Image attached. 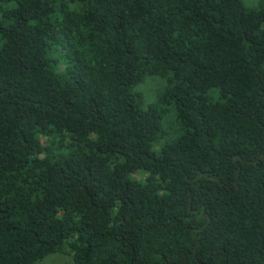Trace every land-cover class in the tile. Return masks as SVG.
<instances>
[{
  "label": "trees",
  "instance_id": "trees-1",
  "mask_svg": "<svg viewBox=\"0 0 264 264\" xmlns=\"http://www.w3.org/2000/svg\"><path fill=\"white\" fill-rule=\"evenodd\" d=\"M64 251L264 264V0H0V264Z\"/></svg>",
  "mask_w": 264,
  "mask_h": 264
},
{
  "label": "rangeland",
  "instance_id": "rangeland-1",
  "mask_svg": "<svg viewBox=\"0 0 264 264\" xmlns=\"http://www.w3.org/2000/svg\"><path fill=\"white\" fill-rule=\"evenodd\" d=\"M248 6H257L261 0H243ZM163 87V81L158 77H148L139 86V90L148 101H152L157 92ZM36 264H73V256L67 252H56L46 256Z\"/></svg>",
  "mask_w": 264,
  "mask_h": 264
}]
</instances>
